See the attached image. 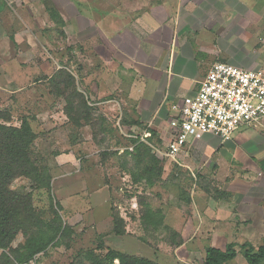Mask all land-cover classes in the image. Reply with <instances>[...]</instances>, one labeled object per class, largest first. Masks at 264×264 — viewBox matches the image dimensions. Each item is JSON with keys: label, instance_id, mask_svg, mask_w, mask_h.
I'll return each mask as SVG.
<instances>
[{"label": "rangeland", "instance_id": "1", "mask_svg": "<svg viewBox=\"0 0 264 264\" xmlns=\"http://www.w3.org/2000/svg\"><path fill=\"white\" fill-rule=\"evenodd\" d=\"M29 2L37 25L25 4L0 0V113L10 116L0 123L19 126L25 119L36 134L30 156L38 171L49 174L48 184L18 176L10 188L29 197L52 240L22 264H125L130 258L187 264L176 252L181 242L167 216L191 198L196 179L158 155L155 146L162 145L154 135L143 138L139 124L125 116L130 111L113 100L118 88L100 77L101 63H93L82 45L79 56L73 52L69 36L59 45L53 38L58 32L44 31L42 18L36 19L44 16L42 0ZM38 68L44 75L61 73L50 85L43 76L37 82L32 72ZM20 86L16 95L7 91ZM23 241L19 232L10 248ZM6 252L13 262V254Z\"/></svg>", "mask_w": 264, "mask_h": 264}, {"label": "crops", "instance_id": "2", "mask_svg": "<svg viewBox=\"0 0 264 264\" xmlns=\"http://www.w3.org/2000/svg\"><path fill=\"white\" fill-rule=\"evenodd\" d=\"M16 1L36 24L30 0ZM39 8L41 29L58 32L57 42L69 36L78 56L87 48L93 63L104 67L100 77L118 88L113 100L148 137L153 130L158 146L169 140L173 105L197 92L212 63L264 66V0H42ZM44 73L32 72L48 84L54 71ZM22 87L7 91L16 95ZM167 160L197 185L167 216L181 242L178 256L193 264L206 247L233 243L236 255L226 264H248L244 249L255 252L264 243V117L227 140L213 133L189 138L178 162Z\"/></svg>", "mask_w": 264, "mask_h": 264}, {"label": "trees", "instance_id": "3", "mask_svg": "<svg viewBox=\"0 0 264 264\" xmlns=\"http://www.w3.org/2000/svg\"><path fill=\"white\" fill-rule=\"evenodd\" d=\"M58 69L49 78H56ZM59 71V72H58ZM55 75V76H54ZM57 78H59L57 76ZM73 80V79H72ZM58 95L62 96V93ZM68 118V114H66ZM70 118V117H69ZM0 119L9 122L10 116L0 113ZM120 121L122 118L120 117ZM137 123V122H135ZM154 135L153 130H150ZM36 134L25 119L19 126L0 123V249L2 250V264H22L28 262L38 252L44 250L52 240L49 227L34 213L31 200L25 195H20L10 188L11 181L18 176H27L40 185H47L49 174L38 171L30 156V147ZM139 142V140H138ZM21 232L24 236L23 243L16 248H10V243ZM235 244L229 243L224 249L208 246L199 264H226L236 255ZM13 254V262L8 253ZM244 257L248 264H258L264 258V243L257 251L249 246L244 249ZM117 254L113 255L116 257ZM125 264H148L145 259H129Z\"/></svg>", "mask_w": 264, "mask_h": 264}, {"label": "built area", "instance_id": "4", "mask_svg": "<svg viewBox=\"0 0 264 264\" xmlns=\"http://www.w3.org/2000/svg\"><path fill=\"white\" fill-rule=\"evenodd\" d=\"M172 108L176 115L169 121V140L161 148L155 146V150L159 156L178 162L179 153L189 138L213 133L227 140L239 127L264 117V66L248 69L214 62L197 92ZM149 135L145 130L142 137ZM124 136L137 138L129 133Z\"/></svg>", "mask_w": 264, "mask_h": 264}]
</instances>
